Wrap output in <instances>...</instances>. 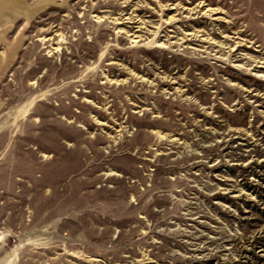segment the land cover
I'll return each mask as SVG.
<instances>
[{
  "label": "rangeland",
  "instance_id": "374dc122",
  "mask_svg": "<svg viewBox=\"0 0 264 264\" xmlns=\"http://www.w3.org/2000/svg\"><path fill=\"white\" fill-rule=\"evenodd\" d=\"M0 264H264V0H0Z\"/></svg>",
  "mask_w": 264,
  "mask_h": 264
}]
</instances>
